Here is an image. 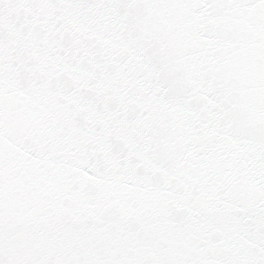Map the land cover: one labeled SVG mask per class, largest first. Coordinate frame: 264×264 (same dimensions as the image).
<instances>
[{
  "label": "snow or ice",
  "instance_id": "obj_1",
  "mask_svg": "<svg viewBox=\"0 0 264 264\" xmlns=\"http://www.w3.org/2000/svg\"><path fill=\"white\" fill-rule=\"evenodd\" d=\"M0 264H264V0H0Z\"/></svg>",
  "mask_w": 264,
  "mask_h": 264
}]
</instances>
